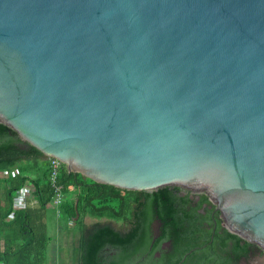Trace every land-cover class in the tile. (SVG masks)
<instances>
[{
  "label": "water",
  "instance_id": "obj_1",
  "mask_svg": "<svg viewBox=\"0 0 264 264\" xmlns=\"http://www.w3.org/2000/svg\"><path fill=\"white\" fill-rule=\"evenodd\" d=\"M0 123L93 183L204 192L264 250V0H0Z\"/></svg>",
  "mask_w": 264,
  "mask_h": 264
},
{
  "label": "trees",
  "instance_id": "obj_2",
  "mask_svg": "<svg viewBox=\"0 0 264 264\" xmlns=\"http://www.w3.org/2000/svg\"><path fill=\"white\" fill-rule=\"evenodd\" d=\"M50 159L0 123V264H46L45 252L51 241L45 223L47 208H51L54 215L58 213L66 225L70 224L78 231V237L71 242L68 264H105L106 259L100 258L104 249L115 251L113 256L108 257L110 261L107 264H134L140 251L146 249L150 242L155 206L163 221L169 219L172 224L181 223L178 218L183 217L180 213L185 207L177 206L175 202L184 203L188 199L176 196L173 187L165 186L151 192L120 190L68 172L63 164L57 184L66 197L57 211L51 204L54 191L50 182ZM24 160L34 161L29 169L19 168L14 173L9 171ZM25 184L33 186L32 197L25 209L13 211L14 194ZM67 195H70L69 199ZM206 200L203 197V201ZM10 214H13L12 219ZM195 216L202 220L207 218L199 214ZM86 217L96 221L86 226ZM110 220L121 221L125 228L112 226ZM202 222L197 221L190 227L195 235L193 242L186 243L187 250L194 249L190 264H209L214 257H217L214 264H224L220 253L224 252L228 243L237 255L246 253L247 247L239 245L242 240L221 227L220 220H217L213 240L210 239L211 232L200 233ZM73 234L70 229L67 235ZM210 241L212 248L209 251L203 245H208Z\"/></svg>",
  "mask_w": 264,
  "mask_h": 264
},
{
  "label": "flooded vegetation",
  "instance_id": "obj_3",
  "mask_svg": "<svg viewBox=\"0 0 264 264\" xmlns=\"http://www.w3.org/2000/svg\"><path fill=\"white\" fill-rule=\"evenodd\" d=\"M171 187H173L176 196L180 198L187 197L188 199L187 201H184V203H182L181 201L175 202V205H184L185 207L184 212L180 213L183 215V217L178 218V220H181V223L175 225L172 224L169 219H165L163 221L158 214L157 207L155 206L153 208L155 212L154 218L150 226V242L146 249L140 251L139 259L134 264H190V257L194 249L190 251L187 250L186 248L188 245H186V243H191L195 240V235L191 233L190 227L192 225L194 226L197 221H203L200 224V233L208 234L209 232H211V240H213L215 234L217 220H220L221 227L225 228L221 213L216 210V206L212 204L210 198L206 195V193L193 192L191 190L178 186ZM203 197L207 198L206 202L203 201ZM196 214L202 215L204 217L207 216V218L202 220L201 218L196 217ZM184 215L191 216L192 218H185ZM101 221L106 220L102 219ZM110 223L112 224V226L125 228L121 221H111ZM155 231H157V235ZM169 231H171L170 235ZM241 240L242 241L239 245L241 247H247L246 253L237 255V252L234 251L235 249L233 248L231 243H228L224 252L222 251V253H220L222 262L224 264H264V250L254 243L248 242L243 239ZM246 244H249V246ZM203 246L210 251V248H212V242L210 241L208 245L204 244ZM114 253L115 251L104 249L101 252L100 258L101 260L106 259L105 264H107L110 261L108 257L113 256ZM216 258L217 257L211 258V262L209 264H214Z\"/></svg>",
  "mask_w": 264,
  "mask_h": 264
},
{
  "label": "rangeland",
  "instance_id": "obj_4",
  "mask_svg": "<svg viewBox=\"0 0 264 264\" xmlns=\"http://www.w3.org/2000/svg\"><path fill=\"white\" fill-rule=\"evenodd\" d=\"M33 162H34L33 160H29V161L24 160L22 162H19L20 163L19 166L15 168H11L9 171H13L14 173V172H18L19 168H21L22 170L29 169L32 166L30 164H33ZM65 197L66 196H64V198ZM69 197L70 195H67L68 199ZM56 216L53 215L51 208L49 209L47 208V212L45 214L46 217L45 223L48 226L47 231L49 236L51 237V241L45 252V262H48V264L51 262H53L54 264H60V263L66 264L68 262L67 260L71 248L70 247L71 242L78 237V234H76L78 231L77 229L70 227L69 226L70 224L66 225L65 220L62 217H58V213H56ZM95 221L96 219L91 217H86L84 219V223L86 226L91 225ZM70 229H72V232H74L75 236L74 234L73 236L67 235Z\"/></svg>",
  "mask_w": 264,
  "mask_h": 264
},
{
  "label": "built area",
  "instance_id": "obj_5",
  "mask_svg": "<svg viewBox=\"0 0 264 264\" xmlns=\"http://www.w3.org/2000/svg\"><path fill=\"white\" fill-rule=\"evenodd\" d=\"M61 166L62 163L59 162L58 160L53 158L50 159V168H51L50 182L54 191V196L52 198L51 204H53L56 208L59 207V205L64 199L61 186L57 184V178ZM33 190L34 188L31 184H25L23 187H21L19 190L15 192L14 197L12 199L13 211H18L26 208L27 204L29 203V200L32 197ZM9 218L12 219L13 214H10Z\"/></svg>",
  "mask_w": 264,
  "mask_h": 264
},
{
  "label": "crops",
  "instance_id": "obj_6",
  "mask_svg": "<svg viewBox=\"0 0 264 264\" xmlns=\"http://www.w3.org/2000/svg\"><path fill=\"white\" fill-rule=\"evenodd\" d=\"M33 204V203H32ZM54 215V214H53ZM54 216H56V214L54 215ZM57 217V216H56ZM58 228V227H57ZM56 231H57V229H56ZM69 258V257H68ZM68 261V260H67ZM46 264H48V262H46ZM49 264H54L53 262H51V263H49ZM64 264V263H63ZM66 264H68V262L66 263Z\"/></svg>",
  "mask_w": 264,
  "mask_h": 264
}]
</instances>
